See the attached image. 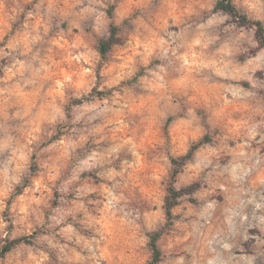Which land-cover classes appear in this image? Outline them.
<instances>
[{"label":"clouds","instance_id":"9594fccd","mask_svg":"<svg viewBox=\"0 0 264 264\" xmlns=\"http://www.w3.org/2000/svg\"><path fill=\"white\" fill-rule=\"evenodd\" d=\"M0 264H264V0H0Z\"/></svg>","mask_w":264,"mask_h":264}]
</instances>
